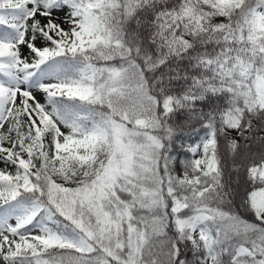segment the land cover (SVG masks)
Instances as JSON below:
<instances>
[{"label": "snow or ice", "instance_id": "snow-or-ice-1", "mask_svg": "<svg viewBox=\"0 0 264 264\" xmlns=\"http://www.w3.org/2000/svg\"><path fill=\"white\" fill-rule=\"evenodd\" d=\"M0 264H264V0H0Z\"/></svg>", "mask_w": 264, "mask_h": 264}]
</instances>
